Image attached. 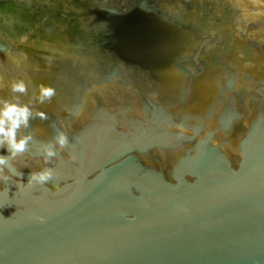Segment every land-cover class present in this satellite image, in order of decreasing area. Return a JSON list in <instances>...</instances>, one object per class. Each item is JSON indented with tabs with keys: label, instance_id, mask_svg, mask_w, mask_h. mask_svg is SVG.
Returning <instances> with one entry per match:
<instances>
[{
	"label": "water",
	"instance_id": "1",
	"mask_svg": "<svg viewBox=\"0 0 264 264\" xmlns=\"http://www.w3.org/2000/svg\"><path fill=\"white\" fill-rule=\"evenodd\" d=\"M17 79L48 119L0 173V264H264V0H0Z\"/></svg>",
	"mask_w": 264,
	"mask_h": 264
},
{
	"label": "clouds",
	"instance_id": "2",
	"mask_svg": "<svg viewBox=\"0 0 264 264\" xmlns=\"http://www.w3.org/2000/svg\"><path fill=\"white\" fill-rule=\"evenodd\" d=\"M11 99L0 98V149H6L7 155H0V173L7 166L10 158L23 156L30 147L33 136L26 130L31 127L30 120H47L44 111L34 108L30 104L23 103L21 97L29 94L26 83L17 79L10 83ZM56 95L53 86L41 84L34 100L37 104L50 103ZM56 143L63 146L67 138L63 134H57ZM54 147V145H53ZM53 147L44 148L46 161L55 156ZM52 177V170L45 168L43 171L30 174V182L45 184ZM6 178V177H0Z\"/></svg>",
	"mask_w": 264,
	"mask_h": 264
}]
</instances>
